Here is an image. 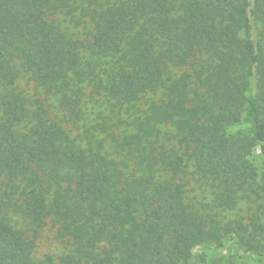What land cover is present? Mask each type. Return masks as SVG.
<instances>
[{
    "label": "trees",
    "instance_id": "1",
    "mask_svg": "<svg viewBox=\"0 0 264 264\" xmlns=\"http://www.w3.org/2000/svg\"><path fill=\"white\" fill-rule=\"evenodd\" d=\"M48 226L57 264L260 250L264 0H0V264Z\"/></svg>",
    "mask_w": 264,
    "mask_h": 264
},
{
    "label": "rangeland",
    "instance_id": "2",
    "mask_svg": "<svg viewBox=\"0 0 264 264\" xmlns=\"http://www.w3.org/2000/svg\"><path fill=\"white\" fill-rule=\"evenodd\" d=\"M52 103H58V100L52 101ZM95 108L96 111L92 114L91 120L87 124L88 126L95 125V122L92 119L98 116V110L100 109L98 105H95ZM54 110L55 112H61V114L63 113L60 115L62 117L65 115V111L60 108H54ZM125 112H127L126 109ZM98 121H102V119L100 118ZM84 127L75 126L72 132L83 133ZM202 196L205 197L204 199L206 201L212 200V195L208 191L203 192ZM256 208L257 204H247L239 211L232 213V216L242 215L249 223L253 211L256 210ZM66 247L67 246L64 242L56 237L55 229L52 228V226H48L39 239L36 256L43 258L49 255L53 258V263L57 264L62 253L67 251ZM191 252L192 259L188 264H226L228 258H232L234 260L238 258L240 261H245L247 264H264V240L259 251L254 250L252 247H248L247 244L244 243V241L238 236H228L220 241L196 244L192 247Z\"/></svg>",
    "mask_w": 264,
    "mask_h": 264
}]
</instances>
